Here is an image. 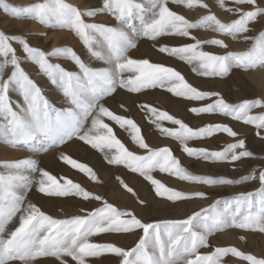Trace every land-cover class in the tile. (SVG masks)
Wrapping results in <instances>:
<instances>
[{
  "label": "snow or ice",
  "instance_id": "snow-or-ice-1",
  "mask_svg": "<svg viewBox=\"0 0 264 264\" xmlns=\"http://www.w3.org/2000/svg\"><path fill=\"white\" fill-rule=\"evenodd\" d=\"M171 2L186 4L188 8H209L203 0ZM233 2L238 7L228 8L227 11L236 13L238 18L232 22L223 23L215 14H208L197 23H192L172 11L168 7L169 0H146V3L144 0H101L99 6L86 12L65 0H42L23 7L0 0V10L13 18L32 19L51 28L72 30L89 56L106 65L102 68L90 66L71 47H57L45 52L30 46L23 36L0 31V57H3L0 62V143L12 148L31 147L37 153L57 150L63 163L96 182H99L96 172L65 153L63 146L79 141L100 152L107 149V164L122 165L131 173H138L152 186L157 197L171 202L207 198V193H185L167 187L152 175L156 169L182 181L205 185L243 184L254 180H258L261 185L258 190L240 193L232 201L224 200L222 210H217L221 201H216L209 208L201 209L187 218H157L149 221L136 210L118 209L102 196L91 193L71 179H58L42 168L37 159L6 162L0 165L6 170L0 172V264H12L15 261L20 264H40L44 258H54L55 264H68V257L75 264H87V258H98L105 254L121 258L120 264H222L229 255L248 264H264V258L246 254L236 247H215L208 254L199 252L205 247L212 249L209 237L225 229L264 233V170H260L258 176L253 170L238 179L193 175L181 166L170 148H150L134 120L116 114L105 102L119 89L129 93H140L144 89H166L174 96L189 101L210 100L203 106L191 107L189 111L196 115L220 114L241 121L244 125H252L257 129L256 135L264 139L261 133L264 130V99H245L242 103L231 104L219 92L194 87L173 67L129 55V50L137 47V40L141 36L152 41L173 36L188 38L193 42L180 46L161 44L158 51L189 64L195 63L197 66L192 71L201 76L224 78L229 76L233 68L249 70L264 64V28L255 37L246 35L251 31L249 25L264 17V6L260 0ZM217 3L225 8V0H217ZM245 5L248 7H240ZM102 13L111 14L116 23L108 25L85 20V17L94 18ZM136 21H139V26ZM201 27H213L214 31L233 38L237 34H244L243 39L251 40L252 45L247 51H229L224 55L205 51L204 45L221 48H227L228 45L217 38L197 39L190 30ZM13 42L21 46L23 57L17 55ZM52 59L70 60L77 71L52 63ZM22 61L38 66L39 72L48 82L62 92L68 107L56 109L22 66ZM9 66L12 69L10 75L4 78L3 73ZM13 92L23 102L17 107L12 103ZM139 107L155 118L152 123L162 134L178 140L182 151L189 157L212 163L255 158V154L246 148L243 138L228 143L219 151L188 145V141L212 137L217 133H225L232 138L241 136L227 124H208L194 129L167 111L147 104H140ZM257 108L262 110L261 113L252 115V110ZM105 119L127 131L139 148L147 150V155H137L125 147ZM161 121H168L178 128L164 127ZM117 180L139 206L151 207L147 200L140 198L138 190L120 177ZM33 187L48 197H79L89 202L100 201L102 206L91 211L82 209L85 215L53 218L35 203L27 201V193ZM18 214V226L6 232L7 224ZM137 230H140L141 235L131 249L90 239L105 233H135Z\"/></svg>",
  "mask_w": 264,
  "mask_h": 264
},
{
  "label": "rangeland",
  "instance_id": "rangeland-1",
  "mask_svg": "<svg viewBox=\"0 0 264 264\" xmlns=\"http://www.w3.org/2000/svg\"><path fill=\"white\" fill-rule=\"evenodd\" d=\"M205 1L206 0H203L204 3H207ZM228 1L230 3H227ZM6 2L13 6L23 7L42 2V0H6ZM65 2L85 12L90 10L92 7L99 6L101 4V0H65ZM144 2L146 3V0H144ZM215 2L217 3V0ZM227 2H225V8H222V10H225L227 7H238L235 5L233 0H227ZM260 2L261 5L264 6V0H260ZM217 5L219 4L217 3ZM168 7L177 14L183 15L189 22L192 23H197L205 15L213 14L210 6V9L208 8L207 10L199 7L188 8L186 4H176L169 0ZM241 7L247 8L248 6L245 5ZM195 9H200L201 12L199 11L196 15L194 13ZM188 12L192 14L190 18L185 15ZM230 14L229 16L231 18L229 17L228 20H225V22L223 21V23H230L234 19L238 18L236 13L230 12ZM101 18H107V20H103ZM85 20L86 22H102L108 25L116 23L111 14L107 13L99 14L94 18L85 17ZM136 23L139 26V21H136ZM249 27L251 28V31L246 35L251 37L257 36L259 31L264 28V17H260L257 23L250 24ZM0 31L9 35L23 36L26 38L30 46L40 48L45 52H50L57 47H71L86 63H89L90 66L95 68H102L106 66L102 61L93 59L89 56L88 52L82 45V42L70 29L51 28L41 25L39 22L32 19L13 18L0 10ZM190 31L197 39L208 40L217 38L224 40V42L228 45L227 48L204 45L203 50L219 55H224L229 51L244 52L249 50L252 45L251 40L245 41L243 39L244 34H237L236 38H233L232 36L214 31L213 27H201L191 29ZM191 42L193 41L188 38L173 36L159 37L157 41H152L141 36L137 40V47L129 50V55L132 58H146L149 59L150 62L162 63L165 66L173 67L177 71L181 72L185 79L194 87L203 91L219 92L225 101L231 104L242 103L245 99H263L260 92L261 90L253 84L245 73L252 72L255 69L264 68V64L257 65L255 68L249 70L233 68L229 76L224 78L212 76L205 77L192 71L193 67L197 66L195 63L189 64L177 57H169L158 51L161 44H166L168 46H180ZM13 47L17 49V55L19 57L24 56L21 51V46L17 42H13ZM2 60L3 57H0V62H2ZM51 62L59 63L67 70L77 71L76 66L70 60L52 59ZM22 66L29 73L30 77L42 88L44 95L56 109L59 110L68 107V103L62 95V92L48 82L47 78L39 72L38 66L34 63L23 61ZM11 70L12 69L9 66L4 71V78H7V76L10 75ZM11 99L14 107L23 103L20 96L16 92L12 93ZM105 102L106 105L116 114L134 120V122L141 129L145 143H147L150 148H170L173 155L180 161L181 166L193 175L238 179L242 175L252 173L253 170L258 176L259 171L264 170V139H261L256 135L257 129H255L254 126L244 125L241 121H234L230 117H225L220 114L196 115L189 111L191 107L203 106L206 103L211 102L210 100L189 101L185 98L174 96L172 93L167 92L166 89L154 88L144 89L140 93H129L126 90L119 89L117 93L106 98ZM140 104H147L159 109L160 111H167L170 115L182 120L194 129L208 124H227L232 127L234 131L240 133L241 136L232 138L228 137L225 133H217L212 137L188 141V145L190 147H204L211 151H219L222 150L228 143H234L236 139L243 138L246 142V148L255 154V158H243L241 161L237 162L212 163L203 161L200 158L189 157L182 151V146L178 140L160 132L155 124L152 123V120L155 118L151 117V114L146 110H142L139 107ZM261 111L262 110L259 108L253 109L251 114L258 115ZM105 122L109 123L110 126L114 128L117 138L120 139L125 147H127L130 151H133L137 155H147V150L139 148V146L132 141L131 136L127 131L120 129L119 126L114 125L113 122L107 121V119H105ZM161 123L164 127L178 128L177 125H173L168 121H161ZM261 133L264 135V130H261ZM72 146L76 147L79 151L78 154L77 152L71 150V148H73ZM65 148H68L67 151ZM49 151L37 153L31 147L12 148L4 143H0V165L24 158L37 159L42 168L50 171L51 174L57 176L58 179L60 177L71 179L74 183L80 184L91 193L102 196L106 201L122 211L134 210L135 208L133 205H136L137 210H135L137 213L145 220L149 221L157 218H187L201 209L209 208V206L213 205L216 201H221V203L217 205V210H222L224 207V200L232 201L233 198L240 193L255 191L261 187L258 180L233 185H205L193 183L190 181H182L177 177L168 173H162L159 169H156L153 171L152 175L159 179L167 187L185 193H193L196 191H203L207 193V198H193L183 202H171L167 201L166 198L157 197L152 190V186L138 173H131L122 165L117 166L107 164L105 160V152L108 151L107 149L105 152H100L98 150L91 149L90 146L79 141H74L63 146V151L65 153L69 154L78 162L85 163L91 167L96 172L99 182L90 180L84 173L63 163L59 159L58 151ZM51 151L54 152L49 154ZM5 171V169L0 168V172ZM117 177L122 178L129 184V186L134 187L136 190L143 189L142 192L138 193V195L141 199L147 200L151 204V207L139 206L137 202L133 200L131 194L127 193V191L123 189L120 182L117 180ZM120 191L122 194L126 195V199L122 200L114 197V194L116 193V196ZM121 192L119 194H121ZM27 201L35 203L46 214H49L53 218L57 219H67L76 215H85L86 213L81 211L82 209L91 211L102 206L100 201L93 200L89 202L84 201L79 197H48L37 192L35 187L27 193ZM18 223L19 214L7 224L6 232L14 230L15 227L18 226ZM140 235V230H137L135 233H105L96 237H91L90 239L93 242H111L117 246L124 247L125 249H131L138 242ZM213 237L215 239H213ZM241 237H243V239H241ZM209 238L210 240L212 239V249L207 247L201 248L199 249L201 254H208L211 250H214L215 247H236L238 250L243 251L246 254L254 255L257 258H264V233H260L255 230L229 228L216 232ZM66 259L68 264H75L70 257ZM43 260L54 262V258H44ZM120 261L121 258L116 257L114 254H105L98 258H87V264H120ZM225 261L226 264H248L247 261H242L240 258L232 257L231 255L225 257L222 264H224ZM12 264H20V262L15 261L12 262Z\"/></svg>",
  "mask_w": 264,
  "mask_h": 264
},
{
  "label": "bare ground",
  "instance_id": "bare-ground-1",
  "mask_svg": "<svg viewBox=\"0 0 264 264\" xmlns=\"http://www.w3.org/2000/svg\"><path fill=\"white\" fill-rule=\"evenodd\" d=\"M216 0H206L205 2H207V4L210 6V8L212 9V11H213V14H215L216 16H217V18L218 19H220L221 20V22H225V20H228V18L230 17L229 16V14H230V12H228V11H226V9L227 8H229V7H227L225 10H222V8L221 7H219V5H217V3L215 2ZM225 2H227V0L225 1ZM227 3H230L229 1L227 2ZM234 4V3H233ZM236 5V4H235ZM233 6V5H232ZM238 6V5H237ZM241 7V6H240ZM209 8V9H210ZM221 8V9H220ZM233 8V7H232ZM224 9V8H223ZM207 10V9H206ZM200 11V9H195V11H194V13L197 15V13ZM201 12V11H200ZM204 12V11H203ZM202 12V13H203ZM194 14V15H195ZM200 14V13H199ZM187 17H191V13H186L185 14ZM230 15H232V14H230ZM237 15V14H236ZM199 18V17H198ZM231 18V17H230ZM101 19H103V20H107V18H101ZM204 35V34H203ZM56 36V35H55ZM56 39V38H55ZM244 42V41H243ZM249 78H250V80L253 82V84L258 88V89H260L261 91V96L263 97V99H264V68H261V69H255L254 71H252V72H246L245 73ZM37 146H39V145H35V147H37ZM73 148H71V150L72 151H74V152H77V154H78V150L76 149V147L75 146H72ZM68 149V148H67ZM67 149L65 148V150L67 151ZM57 150H55V152H56ZM50 152V151H49ZM54 152V151H53ZM52 151H51V153H49V154H52L53 153ZM54 155V154H53ZM49 162V161H48ZM142 190L143 189H138V193H140V192H142ZM121 192V191H120ZM119 192V193H120ZM119 193H117L118 195H116L115 196V194H114V197H117V198H120V199H126V195L125 194H122V192H121V194H119ZM152 197V196H151ZM113 198V197H112ZM150 198V197H149ZM119 199V200H120ZM150 199H152V198H150ZM130 202V201H129ZM121 204H124V203H121ZM133 207L136 209L137 207H136V205H133ZM132 207V208H133ZM134 209V210H135ZM137 210V209H136ZM216 237H218V236H216ZM228 237H230V236H228ZM220 238V237H219ZM235 238V237H234ZM210 239V238H209ZM213 239H215L214 237H213ZM212 240V239H211ZM211 240H210V242H211ZM233 240V239H232ZM250 240V239H249ZM242 247V246H241ZM40 264H55L54 262H51V261H48V260H41L40 261Z\"/></svg>",
  "mask_w": 264,
  "mask_h": 264
}]
</instances>
